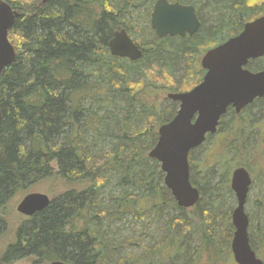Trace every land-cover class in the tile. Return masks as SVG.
<instances>
[{"label": "trees", "instance_id": "16d2710c", "mask_svg": "<svg viewBox=\"0 0 264 264\" xmlns=\"http://www.w3.org/2000/svg\"><path fill=\"white\" fill-rule=\"evenodd\" d=\"M5 1L18 15L9 32L16 60L0 77V207L42 181L58 180L63 189L51 188L50 205L21 223L0 264L29 257L44 264H220L227 240L219 223L226 195L233 196L224 169L240 156L241 131L224 142L204 177L190 160L191 181L202 197L181 208L160 163L149 157L159 127L179 104L150 93L157 81L179 92L173 70L181 60L191 67L193 55L241 32L246 20L264 13L260 0H175L198 6L200 30L158 39L150 28L136 62L111 55L109 42L117 29L134 26L140 10L150 16L156 0ZM253 65L252 71L262 70L264 61ZM185 73L195 79L191 89L204 75L198 68ZM259 107L264 110V101ZM148 215L146 229L159 224L164 233L159 242L143 233L124 237L116 228ZM226 232L234 233L231 222ZM249 237L259 254L256 238L264 243V224L249 226Z\"/></svg>", "mask_w": 264, "mask_h": 264}, {"label": "water", "instance_id": "95a60500", "mask_svg": "<svg viewBox=\"0 0 264 264\" xmlns=\"http://www.w3.org/2000/svg\"><path fill=\"white\" fill-rule=\"evenodd\" d=\"M49 0H43V3ZM18 13L11 4L0 0V77L16 60V49L9 39ZM151 25L159 38L193 35L201 26L194 6L157 0L151 15ZM112 55L133 61L143 57V51L131 39L126 29L116 31L109 42ZM264 57V15L245 24L243 30L222 44L209 49L200 64L205 71L202 81L186 92L170 93L168 98L179 102L175 116L158 129V141L149 157L160 163L164 184L179 207L188 209L201 199L200 190L191 181L190 153L203 145L208 134L217 132L221 117L229 106L240 112L257 98L264 97V69L252 71L250 60ZM1 120V110H0ZM252 178L245 167L234 170L231 188L237 198L232 212L234 227L231 251L237 264H264L250 243V218L246 203ZM51 203L49 195L27 194L18 205V212L33 216ZM50 264H69L53 261Z\"/></svg>", "mask_w": 264, "mask_h": 264}, {"label": "rangeland", "instance_id": "374dc122", "mask_svg": "<svg viewBox=\"0 0 264 264\" xmlns=\"http://www.w3.org/2000/svg\"><path fill=\"white\" fill-rule=\"evenodd\" d=\"M260 4H263V11H264V0H260ZM134 27L132 32H130V35L140 42V40L148 41L146 38L150 35V32L148 31V16L140 10V12H137V15L134 16ZM142 29H144V32H142ZM200 56H192L191 57V64L189 67L188 62L182 61L177 65L176 71L173 70V74L175 77V80L177 81V84H179L180 87H177V84L174 83V86L176 89L179 90V92L188 91L191 89L193 82L195 79L192 77H189L186 75L185 70L188 68H194L199 69L202 71L201 64H200ZM185 62V63H184ZM204 73V70L202 71V74ZM200 74V73H198ZM201 76V74H200ZM157 84L154 85V91L152 90L151 96L157 99H163L166 98L168 93L175 92L170 91L167 88H163L161 84V81H157ZM167 104L169 103L166 102ZM261 122H264L263 119H261ZM239 122H237V126H239ZM229 130V125L224 126V132ZM242 132V131H241ZM222 135V134H221ZM247 136H251V150L247 151L249 148V143L247 141V144L243 146L242 150L244 151V155L241 154V156H235L234 159H231L226 163V169L225 171H229V177H231V173L234 168L237 166L245 165L248 170L251 173V176L254 180V185L251 188L247 203H246V212L249 215V218L253 221H250V226H254L255 228L259 226H263L264 224V131L260 129H253L252 132L247 131ZM245 136V137H247ZM224 142L222 136L216 135L213 137V139L207 141L205 144H203L200 148L196 149L194 153L191 155V160L194 161L195 164L202 163L203 161L208 163V165L215 163V159L219 157L220 149L224 147ZM239 145V144H237ZM236 145V146H237ZM237 153L240 154V152L237 150ZM225 160V156L222 157ZM202 166V165H201ZM200 166V167H201ZM199 170V169H198ZM198 178H201L200 173H198ZM53 188L55 191H60V189H63L61 186V183L58 180L51 179L42 181L38 184H35L32 188H30L27 191L20 192L18 194H14L10 200L2 205L0 207V260L4 252L6 251L7 247L15 240V234L17 228L21 225L22 222L26 220V217H24L20 212H18L17 208L20 204L21 200L29 193L33 192H40L45 193L47 195L50 194V189ZM220 190V195L224 197V192L222 189ZM226 214H222L221 221L219 223V230L220 232H224L225 238H226V246L224 249V254H222L224 260L221 261L220 264H237L234 260L232 251H231V242L233 236H231L232 233H227V227L229 226V223H232V212L237 206V201L235 200V196L232 195H226ZM228 207V208H227ZM147 216V215H146ZM152 215H148L145 220H139L135 219L134 217H129L128 220L118 223L116 225V228L118 230L120 229V233L124 237H132L135 236L137 233L138 235H141L142 238L145 240L149 239H156L158 242L161 239V236L164 234L163 231H160V225H152L150 230H147L145 227V224H148L151 220ZM150 224V223H149ZM157 226V227H156ZM155 227V228H154ZM162 227V226H161ZM153 228V230H152ZM136 234V235H137ZM233 235V234H232ZM192 244H194V247H197L199 245V239L196 237V235L192 236ZM257 246H258V256L264 260V243L263 240L259 237L256 238ZM148 242V241H147ZM132 248V247H130ZM133 250V249H132ZM13 264H44L42 261L37 259L36 257H29L22 260H19L17 262L13 261ZM50 264V263H48Z\"/></svg>", "mask_w": 264, "mask_h": 264}, {"label": "flooded vegetation", "instance_id": "af4514ba", "mask_svg": "<svg viewBox=\"0 0 264 264\" xmlns=\"http://www.w3.org/2000/svg\"><path fill=\"white\" fill-rule=\"evenodd\" d=\"M170 3H180V4H183V5H189V6H194L195 7V10H196V14H197V16H198V19L200 20V22H201V25H202V15H203V13H201V10L198 8V6L196 5V4H185V3H182V2H180V1H175V0H168ZM157 2V0L155 1V3ZM155 3H154V5H155ZM154 5H153V9H154ZM261 5V7H260V9H259V11L258 12H262L263 11V4H260ZM203 9V8H202ZM152 12H153V10H152ZM152 12H151V14H150V16H148V28H146V29H148V31L149 32H151L150 31V28H152V25H151V15H152ZM264 12V11H263ZM201 13V14H200ZM259 14V13H258ZM258 14H255L253 17H255V18H253V19H250V20H246L243 24V28H244V26H245V24L246 23H248V22H252V21H254L255 19H257V18H259V17H261V16H263L264 15V13L263 14H261V15H258ZM134 27V26H133ZM133 27L132 28H130V29H128L127 27H121V28H119V29H117L116 31H120L121 29H126V31H127V33L129 34V36L131 37V39L139 46V48L143 51V56H144V54H145V47H144V41L143 40H140V42L139 41H137L136 39H134L131 35H130V32H132V30H133ZM200 28H201V26H200ZM145 29V28H144ZM144 29H142L141 28V30H142V32H144ZM152 30H153V28H152ZM200 30V29H199ZM198 30V31H199ZM243 30V29H242ZM115 31V32H116ZM154 31V30H153ZM197 31V32H198ZM115 32H114V34H115ZM155 32V31H154ZM196 32V33H197ZM196 33H194V34H196ZM240 33V32H239ZM238 33V34H239ZM114 34H113V37H114ZM155 34H156V32H155ZM193 34V35H194ZM237 34V35H238ZM193 35H190V34H186L185 36H180V35H175V36H166V37H163V38H159L158 36H157V34H156V38H158V39H166V38H175V37H181V38H188V37H191V36H193ZM236 36V35H235ZM112 37V38H113ZM150 36H147L146 38H149ZM233 37V36H232ZM231 38V37H230ZM229 38H227V39H225V41H227ZM147 40H150V39H147ZM225 41H223V42H220V43H218V44H216V45H213V46H211V48H213V47H215V46H217V45H219V44H222V43H224ZM211 48H209V49H211ZM209 49H207V50H205V52H202V54H199V55H196L195 54V56H200L201 55V57H200V61H201V59H202V57L204 56V54L209 50ZM109 51H110V49H109ZM111 53V52H110ZM112 55V54H111ZM114 56V55H113ZM116 58H118V59H125V60H130V61H132V62H136V61H138V60H135V61H133V60H131V59H129V58H125V57H118V56H115ZM143 58V57H142ZM141 58V59H142ZM140 60V59H139ZM262 61H264V57H262V58H260V59H256V60H250L249 61V63H248V65H247V67L250 69V64L251 63H253V64H255V65H253V66H251V68L252 67H255V66H261V62ZM259 62V63H258ZM202 68V67H201ZM264 69V68H263ZM251 70V69H250ZM202 71H203V69H202ZM260 71V70H259ZM256 72V71H255ZM204 75H205V71H204ZM204 75H203V77H204ZM171 93H175V92H171ZM170 93H168V95H169ZM168 95H167V97L165 98V99H167L168 101H171V102H175V101H173V100H171V99H169L168 98ZM260 101H264V97H262V98H257V99H255L252 103H250L249 105H247V106H245L240 112H237V110H236V108L234 107V106H229L228 108H227V111H226V113L221 117V119H220V123H219V125H218V129H217V132L216 133H214V134H208L207 135V138H206V140H208V138H211V139H213V137H215L216 135H218V136H222L223 137V141H229V140H232V139H234L235 138V136H236V134H237V130H239V131H242L241 132V136H243V141H242V148H243V146H245L246 144H247V141H248V143H249V146H251V141H250V139L248 140V138H251V136L249 137V136H247L246 135V133H247V131H248V133L249 132H252L253 131V129L255 130V129H260V130H262V131H264V122H261L262 120L261 119H263V121H264V110H262V109H260V107H259V102ZM177 104H179V102H176ZM178 107H179V105H178ZM260 110H262V112L260 111ZM258 111H260V115L259 116H256V114H257V112ZM177 113V112H176ZM237 122H239V126L240 127H238L237 126ZM229 125V130L228 131H226V132H224L223 130H224V126L225 125ZM222 134V135H221ZM245 136H247V137H245ZM205 144V143H204ZM202 146V145H201ZM252 147V146H251ZM200 148V147H199ZM241 148V149H242ZM198 149V148H197ZM196 150V149H195ZM243 150H241V152H240V156H241V154H243L244 155V153L242 152ZM247 151H249V150H247ZM236 155H234L233 156V158L235 157ZM239 156V155H238ZM226 159H227V157H226ZM190 160H191V158H190ZM192 161V160H191ZM193 163H194V161H192ZM194 169H195V173H197L196 175L198 176V173H200V175H201V177H204L206 174H209L210 173V171L208 170L207 171V167L209 166L208 165V163H206V162H200V163H198V164H195L194 163ZM202 165V166H201ZM201 166V167H200ZM239 167H245L247 170H248V168L245 166V165H242V166H237L236 168H234L233 169V171H232V173H231V177H229V180H230V188H231V178H232V174H233V172H234V170H236L237 168H239ZM199 169V170H198ZM220 171V169H218V170H216V172H219ZM249 171V170H248ZM229 173V172H228ZM249 173H250V171H249ZM229 175V174H228ZM250 175H251V173H250ZM251 178H252V176H251ZM200 179V178H199ZM194 185V184H193ZM254 185V180H253V178H252V185H251V187H250V191H251V188H252V186ZM194 186H196V185H194ZM197 187V186H196ZM198 188V187H197ZM199 189V188H198ZM200 190V189H199ZM231 190H232V188H231ZM200 192H201V190H200ZM232 192H233V190H232ZM233 194H234V196H235V193L233 192ZM249 194H250V192H249ZM201 197H202V194H201ZM248 197H249V195H248ZM235 199H236V201H237V198H236V196H235ZM23 215V214H22ZM24 217H26V218H30V217H32V216H25V215H23ZM34 216V215H33Z\"/></svg>", "mask_w": 264, "mask_h": 264}]
</instances>
